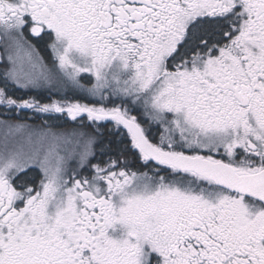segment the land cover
I'll list each match as a JSON object with an SVG mask.
<instances>
[{"label":"snow or ice","instance_id":"obj_1","mask_svg":"<svg viewBox=\"0 0 264 264\" xmlns=\"http://www.w3.org/2000/svg\"><path fill=\"white\" fill-rule=\"evenodd\" d=\"M0 116V264H264V0H0Z\"/></svg>","mask_w":264,"mask_h":264},{"label":"rangeland","instance_id":"obj_2","mask_svg":"<svg viewBox=\"0 0 264 264\" xmlns=\"http://www.w3.org/2000/svg\"><path fill=\"white\" fill-rule=\"evenodd\" d=\"M42 55H45L49 59L51 58V54H49L48 52H44ZM20 93H21V91H17L15 94H20ZM37 95H40V96L44 95V98H41L39 100H41L42 102H48L49 97H48L47 93H39ZM56 98H57L56 96L51 97V99H56ZM52 116H53V114H52ZM35 117L40 119V120H43V118L46 117V115L45 114L35 113L34 111H21L18 114L17 113H12V115H11V118L14 119V120L15 119H19V120L28 121L29 119H33ZM2 118H4V117L0 116V119H2ZM34 174H36V173H34Z\"/></svg>","mask_w":264,"mask_h":264},{"label":"trees","instance_id":"obj_3","mask_svg":"<svg viewBox=\"0 0 264 264\" xmlns=\"http://www.w3.org/2000/svg\"><path fill=\"white\" fill-rule=\"evenodd\" d=\"M33 94L36 95L38 99L44 98V95L40 96V95H37L36 93H33ZM16 95L17 96H21L23 94L20 93V94H16ZM45 119H47L50 124L62 125L65 128H71L72 127V122L69 121L68 119L60 118V117H54V116H50V117L46 116V117L43 118V120H40V119L35 117L33 119H29L28 122L29 123H34V124H41V123H43L45 121ZM33 174H34V172H30L29 173L30 179L33 178Z\"/></svg>","mask_w":264,"mask_h":264},{"label":"flooded vegetation","instance_id":"obj_4","mask_svg":"<svg viewBox=\"0 0 264 264\" xmlns=\"http://www.w3.org/2000/svg\"><path fill=\"white\" fill-rule=\"evenodd\" d=\"M32 40H33V43H35L36 44V46L38 47V49L40 50V51H42L41 53L43 54L44 52H48L49 54H50V51L47 49V47H46V44H45V42L43 41V40H41V39H39V38H32ZM22 94H24L23 92H21ZM53 116L54 117H60V118H65V119H67L66 117H62V116H59V114H53ZM35 173V172H34ZM33 179H35L36 180V182L38 183V176H37V174H33V178L32 179H30V177H29V174L26 176V177H24V176H22L21 177V180L23 181V180H33Z\"/></svg>","mask_w":264,"mask_h":264}]
</instances>
